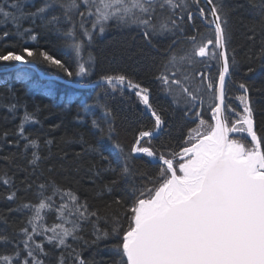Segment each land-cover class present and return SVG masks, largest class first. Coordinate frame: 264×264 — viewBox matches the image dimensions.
Instances as JSON below:
<instances>
[{
	"label": "snow or ice",
	"instance_id": "1",
	"mask_svg": "<svg viewBox=\"0 0 264 264\" xmlns=\"http://www.w3.org/2000/svg\"><path fill=\"white\" fill-rule=\"evenodd\" d=\"M254 7L258 11L256 18L246 25L247 33H250L247 39L255 44L259 32L260 47L256 55L264 58V0ZM50 10L55 14L49 15ZM229 12L223 0H192L191 5L185 0H43L42 6L32 12H25L19 0L0 5V24L11 22L20 32L24 20L30 19L35 25L39 19L42 26L55 27L78 57L97 35L105 33L110 22L118 28L134 26L142 33L144 41L154 48L157 47L153 44L155 38L169 37L163 48L166 59L156 79L171 102L187 106V115L198 104L203 105L202 93H211L215 100L210 107L211 122L200 118L196 127L188 131L184 141L186 146L178 152L160 151L142 143L146 141L150 145L165 123L152 108L150 89L125 74L102 75L100 79L112 92L119 91L123 95L125 88L134 90L154 119L153 128L140 130L128 152L115 139V118L106 104L99 107L103 109L107 128L95 118L91 121L101 139L111 142V155L116 166L99 147L89 145L87 150L108 161L106 171L117 173L119 169L118 179L104 188L111 193L119 179L131 181L135 199L127 208L131 213L127 228L115 215L112 216L114 226L111 231L99 228V221L106 220L107 216L102 217L98 210L90 209L88 202L81 201L71 190L61 189L55 182L41 183L37 186V204L22 202L17 209H9V212L26 209L32 215L27 219V226L19 229L23 239L0 233V243L12 245L14 251V256L0 255V261L4 264H46L54 259L55 264H69L71 258L72 264H86L76 249L67 243L69 237L74 241L82 239L78 233L83 221L93 224V245L113 235L120 238L112 246L118 257L112 264H264V135L257 133L245 83L239 84L245 95L238 97L244 105V115L235 113V109L226 103V78L229 83L233 82L231 77L237 63L235 55L229 56ZM197 18L209 30V36L199 32L194 22ZM61 24L67 27L61 30L58 27ZM188 27L196 34H189ZM20 34L37 40L31 28L23 29ZM8 35L9 32L4 31L0 37ZM23 53L31 59L9 51L0 54V61L27 64L42 58L69 77L90 73V66L86 67L85 63H79L78 70L73 72L47 52L26 47ZM92 59L89 53V60ZM209 60L219 65L215 79L207 72ZM198 64L203 67L197 68ZM247 71L251 73L254 69L249 67ZM82 107L91 114L92 105L85 103ZM233 113L238 118H233ZM200 115V111L194 112L195 118ZM32 119V115L25 113V121ZM23 133L21 125L20 135ZM24 139L28 141L25 148L38 147L36 140ZM140 155L150 158L149 162L157 168L154 176L141 174L147 176L153 187L137 185L133 179L136 173L132 164ZM32 157L28 163L35 167L41 157L35 151ZM3 183L8 185L10 180L5 179ZM27 187L30 189L31 185ZM49 187L51 194L45 195ZM56 196L60 197L59 204L54 199ZM16 198V192L6 196L8 201L14 202ZM112 203L119 206L123 201L117 198ZM45 210L55 211L60 222L45 226L42 215ZM4 222L6 224L7 220ZM37 236L46 237L47 244L53 249H62L60 254L53 257L45 248L44 240L36 241Z\"/></svg>",
	"mask_w": 264,
	"mask_h": 264
},
{
	"label": "trees",
	"instance_id": "2",
	"mask_svg": "<svg viewBox=\"0 0 264 264\" xmlns=\"http://www.w3.org/2000/svg\"><path fill=\"white\" fill-rule=\"evenodd\" d=\"M14 2L16 0H0V5L5 3L10 5ZM19 2L25 12H32L42 6L43 0H19ZM185 2L191 5L189 0ZM223 2L230 9L228 17L231 30L229 56L235 55L237 61L231 77L233 82L226 81L228 97L226 103L235 109V113L244 115V105L238 97L245 95L244 91L239 88L240 83H245L249 89L246 95L251 101L257 133L264 135V58H259L256 55L260 47L259 32L256 42L253 44L247 39V35L250 33H247L246 28V25H249L256 18L255 14L258 8L254 5L258 6L260 0H223ZM48 14L55 13L50 10ZM194 22L199 32L204 33L206 37L210 35L201 19L197 18ZM113 25L114 23L110 22L105 33L97 35L90 45L85 46L86 50H82L81 56L78 57L75 50L65 43V38L55 30V27L42 26V21L39 19L36 20L35 25L30 19L24 20L20 32H17L11 22L0 24V34L4 31L9 32L7 37H0V54H7L11 51L24 55L25 59H31L23 53V49L27 47L29 50L47 52L54 58L61 60L73 72L78 70L79 63H85L86 67L90 66L89 75L69 77L63 70L43 61L42 58L35 61L37 65H41L45 72L72 81L91 82L102 75H127L134 82H139L150 89L152 108L165 122L159 135L152 139L150 145L146 141L142 143L160 151L169 149L174 152L180 151L182 147L186 146L184 141L187 139L188 131L196 127L200 118L211 122L210 107L215 103L213 95L206 92L202 93L203 105L198 104L197 108L188 112L187 115L185 114L187 106L175 105L171 100H161L158 95L156 76L166 59L163 48L169 41L165 38L154 39L153 44L157 46L154 48L144 41L143 35L138 29H116ZM58 27L63 30L67 25L61 24ZM26 28L32 29L33 34L37 35V40H31L27 34H20ZM10 29H13L12 34ZM187 32L196 34L191 27L187 28ZM197 38L199 39V35ZM60 45H66L69 53H62ZM209 47L211 48V46ZM157 48L160 51H157ZM232 49H235V52ZM89 53L93 58L92 60H89ZM17 62L0 61V217H2L0 218V233L16 234L17 240L24 238L19 229L27 226V219L32 213L26 209L9 212V209H17L19 203L22 202L37 204L39 202L37 186L41 183L49 184L50 182H55L63 190H71L81 201L86 200L90 209L98 210L102 217L107 216L106 220L99 221V228L111 231L114 226L112 216L115 215L126 229L131 215L130 212H127V208L132 205L135 199L130 187L131 181L119 179L111 193H108L104 188L112 180L118 179L119 169H117V173L106 171L108 161L102 160L99 155L87 150L89 145L99 147L104 155L113 161V166H116L114 157L111 155V142L107 139H101L100 133L92 126L91 121L95 118L102 127L107 128L103 109L99 107V105L106 104L115 118V139L128 152L140 130L153 128L154 119L145 112L143 103L135 95L134 90L125 88L123 95H121L119 91L112 92L106 83L103 85L110 91L108 97L102 96L100 98V95H97L90 100L72 96L64 91L63 94L74 101L75 109L62 110L55 107L51 102L52 99L39 96L32 90L29 96L20 89L18 84L14 85L15 83L9 79V76H17L15 74L17 68L5 69L14 67ZM208 63L210 67L207 72L211 79H215L218 76L219 66L214 60H209ZM196 67L202 68L203 65L198 64ZM249 67H252L254 71L249 73L247 71ZM8 71H12V73ZM24 75L25 72H22L18 77L23 80ZM27 76L32 81L31 83H45L54 87L53 90L63 91L61 88H68L59 80H40L38 75L36 76L34 73ZM86 79L88 81H85ZM158 82L166 93L160 81ZM4 83H7L8 86ZM99 88L103 90L101 86ZM85 103L93 106L91 114L84 111L82 106ZM195 111H200L199 118L194 117ZM25 113L32 115L33 119L25 121ZM235 113H233V118H238ZM107 119L110 120L111 118ZM21 125L24 129L23 136L20 135ZM24 137L36 140L38 147L29 146L25 148L28 141ZM47 141H51V143L49 144ZM243 142L247 143V141ZM34 151L41 157L35 167L28 163L33 159L32 152ZM149 161L146 156H139L134 159L132 167L136 175L133 179L137 185L153 187L147 176H154L157 168L154 163ZM141 174H147V176ZM5 179L10 180L8 185L3 183ZM28 185H31L30 189L27 187ZM11 192L17 194L14 202L6 199V196ZM50 194L51 188L49 187L45 195ZM117 198H120L123 204L119 206L113 204L112 202ZM54 199L57 204L60 203L59 196L54 197ZM108 205L111 207H107ZM42 215L45 217V226L60 222L55 211L45 210ZM5 219L7 220L6 224ZM70 219L76 220L77 218L71 217ZM92 220L94 221L95 218ZM80 223L82 227L78 235L82 239L74 241L69 237L67 243L76 249L86 264H112L113 260L118 259L112 246L119 242V237L113 235L109 239L93 245L91 243L94 238L92 235L93 224L83 221ZM65 226L71 227L70 224ZM47 235H51V233H47ZM41 240L45 241V248L53 257L58 256L62 251V249H53L52 245L47 244L46 237H36L37 242ZM20 246L22 247V245ZM0 255L14 256L13 246L7 245L4 249H0ZM0 264H4V262L0 261ZM46 264H55V261L51 259L46 261ZM69 264H72L71 258Z\"/></svg>",
	"mask_w": 264,
	"mask_h": 264
},
{
	"label": "bare ground",
	"instance_id": "3",
	"mask_svg": "<svg viewBox=\"0 0 264 264\" xmlns=\"http://www.w3.org/2000/svg\"><path fill=\"white\" fill-rule=\"evenodd\" d=\"M189 1L192 3V0H189ZM113 26L116 29H124V30L137 29L134 26L130 27V28H118L115 25H113ZM10 33L11 34L13 33V29H10ZM158 38H165L169 41V37H157L155 39H158ZM60 50L62 53H65V52L69 53L68 49L66 48V45L65 46L60 45ZM85 50H86V47L83 49V51H85ZM75 67H77V66H75ZM15 68H17V70L15 71V74L17 76H15V75L9 76V79L15 83L14 85L18 84L20 89H22L24 92H26L27 95H29V96H30V93L32 90L33 92H36L39 96L52 99L51 102L55 105V107H59L62 110H68L70 108L75 109L74 101L71 100L70 97L68 98L66 95H64L63 94L64 91H66V93H69L72 96H76V97H80V98L84 97V98H88L90 100L93 99V97L97 96V95H100V98L102 96H105V97L110 96V91H108L109 89L103 85V84H105V82L102 81L100 78L95 79L94 81H91V82H79V81H72V80L61 77L62 79L66 80V81H69V82L76 84L77 87H75L73 85L65 84L64 82H62L59 79L50 78L51 80H59L64 85L68 86V88H66V89L61 88L63 90V91H61V90H53L54 87H50L48 84H45V83H41V82L31 83L32 81L28 78V76H27L28 74L34 73L36 76L38 75L40 80H44V81H50V79H42L39 76L40 74L46 75L47 77L54 76V74H52V73L45 72V70L41 67V65L40 64L37 65L36 62L27 63V64H25V63L19 64V62H17V64L14 67L8 68L5 70H12ZM25 70L27 71V73ZM8 72L12 73V71H8ZM22 72H25V75L23 76V80L20 77H18L22 74ZM85 81H88V80L86 79ZM226 81H227V79H226ZM4 85L8 86L7 83H4ZM156 85H157L159 98L161 100H163V99L164 100H171V98L161 88V86L157 80H156ZM100 86L103 88V90L101 88H99ZM106 89H107V92L105 91ZM211 116H212V113L210 112V117ZM146 146H149V145L147 144ZM12 236H14L16 238V234H14ZM4 247H5V245L0 243V249H4Z\"/></svg>",
	"mask_w": 264,
	"mask_h": 264
},
{
	"label": "water",
	"instance_id": "4",
	"mask_svg": "<svg viewBox=\"0 0 264 264\" xmlns=\"http://www.w3.org/2000/svg\"><path fill=\"white\" fill-rule=\"evenodd\" d=\"M19 64H22L21 62H19ZM42 79H50V78H52V79H59V80H61L62 82H64L65 84H68V85H73V86H75V87H77V85L76 84H74V83H72V82H69V81H66V80H64V79H62L61 77H58V76H52V77H47L46 75H42V74H40L39 75ZM227 79V78H226ZM51 80V79H50ZM144 106V105H143ZM144 109H145V112L147 113V114H149V115H151L150 114V111L144 106ZM160 132V131H159ZM249 140H250V138H248ZM140 156H143V155H140ZM148 158V157H147ZM149 160H150V158H148Z\"/></svg>",
	"mask_w": 264,
	"mask_h": 264
}]
</instances>
